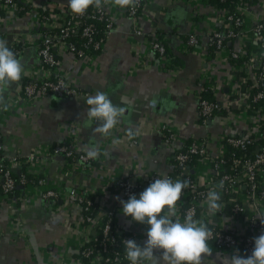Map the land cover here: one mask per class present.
I'll return each instance as SVG.
<instances>
[{
    "label": "crops",
    "instance_id": "obj_1",
    "mask_svg": "<svg viewBox=\"0 0 264 264\" xmlns=\"http://www.w3.org/2000/svg\"><path fill=\"white\" fill-rule=\"evenodd\" d=\"M101 5L115 22L101 52L84 58L67 53L58 68L82 93L74 97L49 95L33 104L20 100L27 73L45 70L37 46L40 29L36 13H1L0 40L8 47L24 44L17 57L24 67L21 79L0 87V109H5L0 118L4 155L9 159L37 156L33 168L13 165L12 171L17 176L35 175L46 183L19 188L18 195L6 198L0 189V264H77L86 245L87 229L67 197L74 187L85 194L96 193L104 207L117 211L125 231L135 234L137 243L143 244L147 226L121 213L116 183L128 178L138 181L147 174H172L176 169L174 155L184 142L226 130L219 124L220 116L207 126L199 125L202 87L215 86L217 97L208 94L223 101L232 94V82L244 74L241 61L209 49V37L223 25V15L210 0H147L138 25L144 31L141 36L132 35L133 22L115 0H101ZM245 18L249 27L263 19L264 0H253ZM192 35L199 40L196 46L189 45ZM159 40L166 45L172 65L152 51V42ZM258 46L252 43L249 48L258 53ZM229 47L240 52L244 44L233 41ZM141 62L144 67H140ZM97 92L107 94L124 109L119 124L107 135L98 133L100 122L87 115L86 99ZM235 119L238 125L232 124L226 132L243 135L245 117L235 115ZM163 126L179 131V137L166 144ZM73 140L85 153L97 149L91 169L65 167L63 156L55 153L56 146ZM49 189L65 192L58 201L49 202L43 197ZM225 220L239 234L251 233L248 222L233 217ZM209 248L211 253L202 257V264H231V256L236 254Z\"/></svg>",
    "mask_w": 264,
    "mask_h": 264
},
{
    "label": "built area",
    "instance_id": "obj_2",
    "mask_svg": "<svg viewBox=\"0 0 264 264\" xmlns=\"http://www.w3.org/2000/svg\"><path fill=\"white\" fill-rule=\"evenodd\" d=\"M50 3L49 0H0V21L2 12L19 16L24 7H29L26 15L33 11L36 13V25L40 29L37 46L45 70L40 73H27L22 86L23 99L20 100L26 104L37 103L49 95L74 97L82 93L75 84L64 78L58 69L62 57L67 53H79V58L87 56L65 41L70 35L80 34L92 42L95 28L93 25L83 26L81 18L87 15L92 19L98 18L107 22L106 31L94 45L95 51L102 50L107 36L115 29L111 13L102 5L100 8L90 7V13L87 11L78 15L71 11L69 5L57 6L53 2ZM248 7L247 0L235 2L233 8L216 7L223 15V25L215 29L209 37V49L215 45L214 52L218 55L228 53L230 60L241 61L244 74L232 82V94L223 101L206 98V93H213L217 97V89L213 85L205 84L200 91L198 104L201 127L207 126L216 116H220L219 124L227 130L232 124L238 125L235 115H243L245 133L230 135L225 130L219 135H208L190 143L184 142L174 155L176 169L180 170L172 176L166 175L173 181H188V187L182 191L181 200L177 203L174 219L183 221L190 213L194 220L205 223L211 230L208 246L235 252L238 250L240 255H250L254 239L264 234V223L260 217H256L257 212L264 213V18L255 26L249 27L245 18ZM120 8L126 11L133 22L132 35H143L144 31L138 25L147 9V0H132L129 6ZM233 41L243 42L244 48L240 52L231 49L229 43ZM252 43H258V53L250 50ZM198 44L197 36L192 35L189 45ZM151 49L158 53L167 65H172V59L163 41L152 42ZM59 56L60 59L57 58ZM144 64L141 62L140 67H144ZM236 68H239L238 65ZM4 112L5 109H0V118ZM162 128L166 144L172 143L180 135L179 131L171 130L167 126ZM54 150L57 154L65 155V167L91 169L94 162V158H89L87 153L80 150L75 140L69 147L60 144ZM38 160L37 156L24 159L7 158L4 155L0 122V189L4 198L19 188L26 190L30 185L26 173L20 176L19 181L16 180L12 171L13 165L33 168ZM160 177V174H147L138 181L123 179L116 183V189L121 200H128L132 195L139 197L153 180ZM221 181L222 188L218 187ZM38 183L44 185L46 181L41 178ZM213 189L221 195L222 208L217 212H210L207 205L208 192ZM64 192L62 189H49L43 193V197L49 202H56L63 197ZM81 192L78 187L70 189L67 192L69 203L74 209L89 211V207L82 206L84 199ZM98 203L100 210L97 216L82 217L83 222L87 223L86 245L80 250L81 258L77 264H130L126 258L124 241H136V235L127 233L119 224L115 209L104 207L100 197ZM225 217L248 222L251 225V233L239 234L236 229L228 226ZM86 259L88 263L85 262Z\"/></svg>",
    "mask_w": 264,
    "mask_h": 264
},
{
    "label": "clouds",
    "instance_id": "obj_3",
    "mask_svg": "<svg viewBox=\"0 0 264 264\" xmlns=\"http://www.w3.org/2000/svg\"><path fill=\"white\" fill-rule=\"evenodd\" d=\"M132 0H115L120 7H127ZM74 14L83 15L90 7H101V0H68ZM24 67L10 50L7 43L0 40V87H8L21 79ZM89 119L97 120L98 133L107 135L117 126L124 115V109L117 107L103 92L89 95L86 99ZM89 158H96L95 147L88 150ZM188 187V181L176 180L161 175L144 189L139 197L132 195L128 200H120L121 213L135 223L147 226V239L143 244L133 239L124 241L126 258L130 264H202V257L211 253L208 239L212 235L205 223L193 219L189 213L184 220L173 219L182 191ZM223 187L221 181L219 186ZM207 205L210 212L222 208L220 192L213 189L208 192ZM256 217L264 223V213L257 212ZM160 253L158 257L156 254ZM231 264H264V234L254 239L250 255L231 256Z\"/></svg>",
    "mask_w": 264,
    "mask_h": 264
},
{
    "label": "trees",
    "instance_id": "obj_4",
    "mask_svg": "<svg viewBox=\"0 0 264 264\" xmlns=\"http://www.w3.org/2000/svg\"><path fill=\"white\" fill-rule=\"evenodd\" d=\"M238 1L239 0H225V1L210 0V4H211V6H213L215 8L216 7L217 8H233L234 3L238 2ZM247 1L249 4H251L253 2V0H247ZM28 9H29V7H27V8L24 7L21 10L20 15H24ZM88 13H90V12L88 11ZM232 13L235 16H237V14L234 13V11ZM80 21L83 24V26L93 25V27L95 28V35L93 36L92 42H90V40L87 37H82L80 34L70 35L69 37H67L65 39V41H67L69 44H71L77 51L86 53L87 56L96 55V54L100 53L101 51H95L94 45L98 40H100L102 38L103 33L106 31L107 22L105 20H101V19L99 20L98 18L92 19L90 16H87V15H85L83 18H81ZM215 48H216L215 45H212V47H210L211 53L214 52ZM22 49H23V45L21 43L15 44L14 46H12L10 48V50L15 54L16 57H18V54H19V52L22 51ZM53 52L55 54H57L56 51H53ZM155 54H157L159 56L158 53H155ZM75 55L77 57H79V53H75ZM57 58L60 59L61 57L59 56ZM211 95L206 93L205 97L208 99H211ZM61 145H63L64 147H69L70 142L67 141V142L62 143ZM62 156H63V158H65L64 154ZM193 160H195L194 161L195 163L197 162L195 157L193 158ZM174 163L176 164V162H174ZM177 170H180V169H175V171L169 175L170 176L174 175L175 173H177L176 172ZM34 176L35 175H26V179H27V182L29 184H34V183L38 184L40 178H36V176L35 177ZM14 177L16 178L17 181H19L20 175L17 176L14 174ZM19 192H20V190L17 189L11 195H7V197L12 196V195H18ZM81 195L84 199L82 206L89 207V211H85V210L82 211L80 208H78L79 215L81 217H95V216H97V214L100 210V205L98 203L99 196L96 193L95 194H85L83 192H81ZM82 224L84 226L87 225V223H85V222H83ZM85 262L88 263V260L86 259Z\"/></svg>",
    "mask_w": 264,
    "mask_h": 264
},
{
    "label": "water",
    "instance_id": "obj_5",
    "mask_svg": "<svg viewBox=\"0 0 264 264\" xmlns=\"http://www.w3.org/2000/svg\"><path fill=\"white\" fill-rule=\"evenodd\" d=\"M49 1H51V2H53V3H56V4H67V5H69L68 4V2H63L62 0H49ZM101 123V122H100Z\"/></svg>",
    "mask_w": 264,
    "mask_h": 264
}]
</instances>
